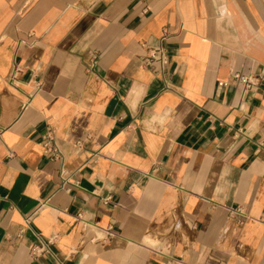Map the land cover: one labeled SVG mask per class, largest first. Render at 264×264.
Wrapping results in <instances>:
<instances>
[{
	"label": "crops",
	"instance_id": "obj_1",
	"mask_svg": "<svg viewBox=\"0 0 264 264\" xmlns=\"http://www.w3.org/2000/svg\"><path fill=\"white\" fill-rule=\"evenodd\" d=\"M0 264H264V0H0Z\"/></svg>",
	"mask_w": 264,
	"mask_h": 264
},
{
	"label": "built area",
	"instance_id": "obj_2",
	"mask_svg": "<svg viewBox=\"0 0 264 264\" xmlns=\"http://www.w3.org/2000/svg\"><path fill=\"white\" fill-rule=\"evenodd\" d=\"M146 1V0H141ZM144 12H148V7L145 8ZM169 38V29L164 30L161 40L164 42ZM168 60L167 49L165 46H160L158 48H150L149 55L147 57V64L151 65L154 62H161L162 64ZM234 79L240 85H242L245 91L257 86L259 84V78L255 74H245L240 71H236L233 74ZM78 145H81L79 142ZM43 148L44 154L50 159L60 162L59 168V178L60 186L63 189L71 190L72 185H78V183L73 182V175L66 168V156L65 152L58 141L55 130L52 127H48L46 133L43 136ZM110 197L105 198V201H109ZM106 234L110 237L113 234V228L108 227L106 229ZM57 236L48 238V240L41 239L39 243L32 247V256L39 257L41 254L50 249V245L56 242Z\"/></svg>",
	"mask_w": 264,
	"mask_h": 264
}]
</instances>
